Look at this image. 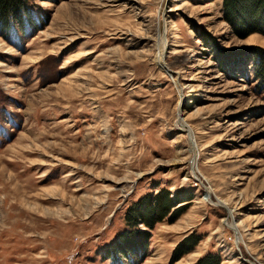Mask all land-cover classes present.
I'll use <instances>...</instances> for the list:
<instances>
[{"label": "rangeland", "instance_id": "rangeland-1", "mask_svg": "<svg viewBox=\"0 0 264 264\" xmlns=\"http://www.w3.org/2000/svg\"><path fill=\"white\" fill-rule=\"evenodd\" d=\"M29 6L0 25V264H264V35L223 0ZM160 189L168 214L132 224Z\"/></svg>", "mask_w": 264, "mask_h": 264}, {"label": "trees", "instance_id": "trees-1", "mask_svg": "<svg viewBox=\"0 0 264 264\" xmlns=\"http://www.w3.org/2000/svg\"><path fill=\"white\" fill-rule=\"evenodd\" d=\"M223 10L226 20L239 37L246 38L253 33L264 35V0H223ZM32 15H34V11L29 6V0H0V25L3 30L9 29L13 25L16 26V24L23 27L25 21H32ZM252 55L255 75L264 82V51L256 48ZM175 200L178 199L170 197L168 190L160 189L154 195L145 197L138 205L134 206L135 209L129 216L132 220L131 223L136 224L138 221L152 228L154 224L168 214ZM122 240H124L125 245L126 238L121 237V243ZM199 240L200 238L195 235L185 238L181 242V246L175 250L178 251V254L172 257V262L189 252ZM139 244L143 245L144 242L140 241ZM131 246H135V243H132ZM123 248L126 249H123L125 252L129 250L128 245ZM123 251L115 249L118 254ZM195 264H219V259L214 255H207L200 258Z\"/></svg>", "mask_w": 264, "mask_h": 264}, {"label": "bare ground", "instance_id": "bare-ground-1", "mask_svg": "<svg viewBox=\"0 0 264 264\" xmlns=\"http://www.w3.org/2000/svg\"><path fill=\"white\" fill-rule=\"evenodd\" d=\"M159 44H160V53H159V57H160V60H163V56H164V47H163V37L162 36H160L159 37ZM162 64V63H161ZM162 66V65H161ZM183 124V126H184V122L183 121H181L180 120V122H179V125H182ZM185 127V126H184ZM188 133V132H187ZM188 135H189V133H188ZM189 137H190V135H189ZM194 155H195V157L197 156V153H196V151L194 150Z\"/></svg>", "mask_w": 264, "mask_h": 264}]
</instances>
